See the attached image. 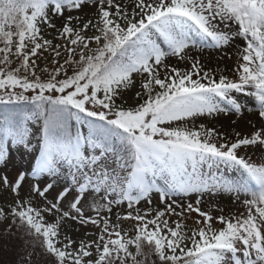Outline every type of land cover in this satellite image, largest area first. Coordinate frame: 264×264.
<instances>
[{
  "label": "snow or ice",
  "instance_id": "obj_1",
  "mask_svg": "<svg viewBox=\"0 0 264 264\" xmlns=\"http://www.w3.org/2000/svg\"><path fill=\"white\" fill-rule=\"evenodd\" d=\"M250 149L264 155V0H0L17 264H264Z\"/></svg>",
  "mask_w": 264,
  "mask_h": 264
},
{
  "label": "rangeland",
  "instance_id": "obj_2",
  "mask_svg": "<svg viewBox=\"0 0 264 264\" xmlns=\"http://www.w3.org/2000/svg\"><path fill=\"white\" fill-rule=\"evenodd\" d=\"M86 14L88 16L93 15V13H91V12H87ZM60 23H62V22L58 21V25ZM218 55H220V54L219 53H213L214 59H216V56H218ZM220 62L229 64L230 66H228V68H229V70H231L235 67L236 60H235V57H233V59H231V60H228L227 58H225L224 60H221ZM180 66L184 67L183 64ZM225 74L231 75V71H227ZM245 132H247V130H245ZM249 154H251L253 156V159L256 161H259L260 159L264 158V155H262V153L259 151L253 152L250 149ZM28 160H29L28 156H24L20 152L13 151V162H12L13 164L19 165L21 163H24V165L27 166ZM9 170L10 171L12 170L11 164L9 165ZM227 174L229 176L240 177V173L236 170H233V169H228ZM11 199H12V196L10 193H7L3 189H0V203H3L4 201H11ZM222 206H228V205L222 204ZM233 210H235V209H233ZM73 227H76L75 224H73ZM83 231H84V229L81 228L80 233L82 234ZM13 232H15V230H13ZM4 240L16 241V242L21 243L20 239L18 238V234L5 236L3 233V227L0 226V241H4ZM5 257H6L5 255L0 254V264H5L7 262ZM33 261H35L37 264H39V263L44 264L43 259L39 254L34 255Z\"/></svg>",
  "mask_w": 264,
  "mask_h": 264
},
{
  "label": "trees",
  "instance_id": "obj_3",
  "mask_svg": "<svg viewBox=\"0 0 264 264\" xmlns=\"http://www.w3.org/2000/svg\"><path fill=\"white\" fill-rule=\"evenodd\" d=\"M20 244L21 243L19 242L10 240L0 241V254L5 255L7 260L5 264H17L19 259L18 253L20 252ZM33 264L37 263L33 261Z\"/></svg>",
  "mask_w": 264,
  "mask_h": 264
},
{
  "label": "bare ground",
  "instance_id": "obj_4",
  "mask_svg": "<svg viewBox=\"0 0 264 264\" xmlns=\"http://www.w3.org/2000/svg\"><path fill=\"white\" fill-rule=\"evenodd\" d=\"M174 62V61H173ZM211 67L213 68H216V67H219L221 70H224L225 66H230L229 64L227 63H223V62H220L217 64V61L216 59H212V61L210 62V65ZM229 69V68H228ZM247 103L250 104V106H254V101L251 100V98H248V100L246 101ZM231 121L228 120L227 118H224V117H221L219 118V120L215 123V127L218 128L220 131H224L225 129H228L229 128V125H230ZM246 123V122H245ZM211 126V125H210ZM242 127H244V125H241ZM234 127V126H233ZM250 127V126H249ZM245 130H247V128L245 127L244 128ZM230 130V129H229ZM224 205H228V201H224L223 202Z\"/></svg>",
  "mask_w": 264,
  "mask_h": 264
}]
</instances>
